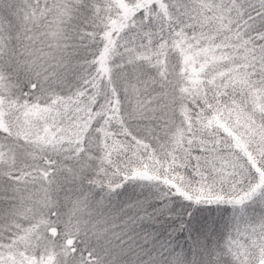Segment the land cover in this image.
Here are the masks:
<instances>
[{"label":"snow or ice","instance_id":"obj_1","mask_svg":"<svg viewBox=\"0 0 264 264\" xmlns=\"http://www.w3.org/2000/svg\"><path fill=\"white\" fill-rule=\"evenodd\" d=\"M0 264H264V0H0Z\"/></svg>","mask_w":264,"mask_h":264}]
</instances>
